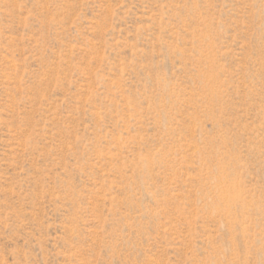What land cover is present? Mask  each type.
Here are the masks:
<instances>
[{"label":"rangeland","instance_id":"1","mask_svg":"<svg viewBox=\"0 0 264 264\" xmlns=\"http://www.w3.org/2000/svg\"><path fill=\"white\" fill-rule=\"evenodd\" d=\"M0 264H264V0H0Z\"/></svg>","mask_w":264,"mask_h":264}]
</instances>
